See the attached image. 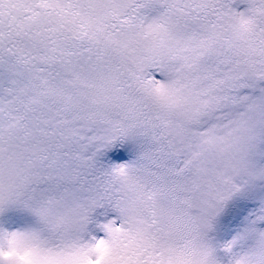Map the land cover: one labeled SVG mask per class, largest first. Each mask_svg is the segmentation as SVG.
I'll return each mask as SVG.
<instances>
[{
  "label": "snow or ice",
  "instance_id": "snow-or-ice-1",
  "mask_svg": "<svg viewBox=\"0 0 264 264\" xmlns=\"http://www.w3.org/2000/svg\"><path fill=\"white\" fill-rule=\"evenodd\" d=\"M0 264H264V0H0Z\"/></svg>",
  "mask_w": 264,
  "mask_h": 264
}]
</instances>
